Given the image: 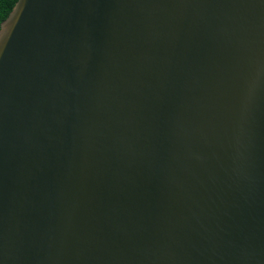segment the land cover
Wrapping results in <instances>:
<instances>
[{"label":"water","instance_id":"obj_1","mask_svg":"<svg viewBox=\"0 0 264 264\" xmlns=\"http://www.w3.org/2000/svg\"><path fill=\"white\" fill-rule=\"evenodd\" d=\"M0 264H264V0H17Z\"/></svg>","mask_w":264,"mask_h":264},{"label":"trees","instance_id":"obj_2","mask_svg":"<svg viewBox=\"0 0 264 264\" xmlns=\"http://www.w3.org/2000/svg\"><path fill=\"white\" fill-rule=\"evenodd\" d=\"M17 0H0V23L6 19Z\"/></svg>","mask_w":264,"mask_h":264}]
</instances>
